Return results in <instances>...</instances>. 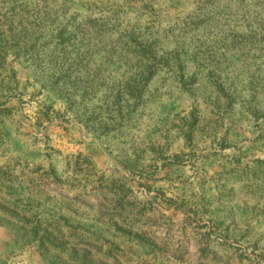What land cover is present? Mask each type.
Returning <instances> with one entry per match:
<instances>
[{
  "label": "rangeland",
  "instance_id": "obj_1",
  "mask_svg": "<svg viewBox=\"0 0 264 264\" xmlns=\"http://www.w3.org/2000/svg\"><path fill=\"white\" fill-rule=\"evenodd\" d=\"M191 3L175 5L188 12ZM10 66L20 87L11 99L0 92V191L30 225L37 214L62 216L73 250L64 257L264 264V125L245 109L219 116L205 105L193 117L188 99L156 79L139 123L102 135L43 90L24 59ZM22 227L0 224V264L64 263ZM112 245L124 253L116 263L104 254Z\"/></svg>",
  "mask_w": 264,
  "mask_h": 264
},
{
  "label": "trees",
  "instance_id": "obj_2",
  "mask_svg": "<svg viewBox=\"0 0 264 264\" xmlns=\"http://www.w3.org/2000/svg\"><path fill=\"white\" fill-rule=\"evenodd\" d=\"M181 1L0 0L1 94L19 95L10 59H24L43 90L102 135L139 123L156 79L188 99L193 117L205 105L219 116L240 106L264 125V0H191L188 12ZM9 205L0 191V224L21 223L63 264H95L91 253L64 257L72 233L62 216L37 214L30 225ZM115 250L104 254L116 263L124 253Z\"/></svg>",
  "mask_w": 264,
  "mask_h": 264
}]
</instances>
